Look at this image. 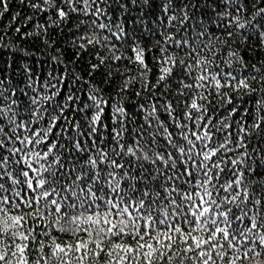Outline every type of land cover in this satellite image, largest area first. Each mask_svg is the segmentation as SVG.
Returning <instances> with one entry per match:
<instances>
[{
  "label": "snow or ice",
  "instance_id": "obj_1",
  "mask_svg": "<svg viewBox=\"0 0 264 264\" xmlns=\"http://www.w3.org/2000/svg\"><path fill=\"white\" fill-rule=\"evenodd\" d=\"M0 264H264V0H0Z\"/></svg>",
  "mask_w": 264,
  "mask_h": 264
}]
</instances>
